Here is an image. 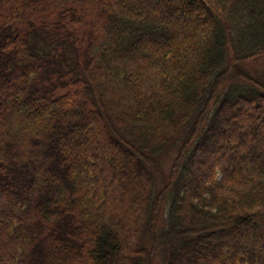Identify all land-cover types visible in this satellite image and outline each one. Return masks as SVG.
I'll return each mask as SVG.
<instances>
[{"label": "trees", "instance_id": "trees-1", "mask_svg": "<svg viewBox=\"0 0 264 264\" xmlns=\"http://www.w3.org/2000/svg\"><path fill=\"white\" fill-rule=\"evenodd\" d=\"M0 264H264V0H0Z\"/></svg>", "mask_w": 264, "mask_h": 264}, {"label": "rangeland", "instance_id": "rangeland-1", "mask_svg": "<svg viewBox=\"0 0 264 264\" xmlns=\"http://www.w3.org/2000/svg\"><path fill=\"white\" fill-rule=\"evenodd\" d=\"M170 161H171V156H166V157L161 158L160 166L158 167V169H160V171H162L164 176H166V174L168 172Z\"/></svg>", "mask_w": 264, "mask_h": 264}]
</instances>
